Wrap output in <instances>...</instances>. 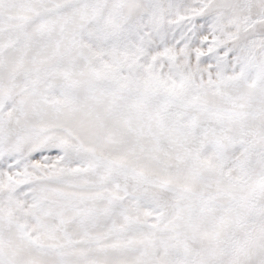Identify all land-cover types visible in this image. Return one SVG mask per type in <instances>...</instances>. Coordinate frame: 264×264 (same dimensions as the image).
Wrapping results in <instances>:
<instances>
[{
	"label": "snow or ice",
	"instance_id": "obj_1",
	"mask_svg": "<svg viewBox=\"0 0 264 264\" xmlns=\"http://www.w3.org/2000/svg\"><path fill=\"white\" fill-rule=\"evenodd\" d=\"M0 264H264V0H0Z\"/></svg>",
	"mask_w": 264,
	"mask_h": 264
}]
</instances>
